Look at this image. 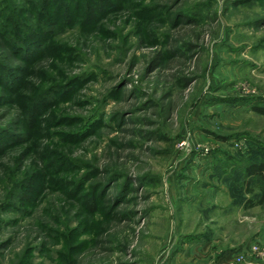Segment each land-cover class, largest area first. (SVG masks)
Listing matches in <instances>:
<instances>
[{"label": "rangeland", "instance_id": "obj_1", "mask_svg": "<svg viewBox=\"0 0 264 264\" xmlns=\"http://www.w3.org/2000/svg\"><path fill=\"white\" fill-rule=\"evenodd\" d=\"M53 2L31 51L0 34V264H264V182L231 172L264 159V0Z\"/></svg>", "mask_w": 264, "mask_h": 264}, {"label": "trees", "instance_id": "obj_2", "mask_svg": "<svg viewBox=\"0 0 264 264\" xmlns=\"http://www.w3.org/2000/svg\"><path fill=\"white\" fill-rule=\"evenodd\" d=\"M26 1L29 2L30 4L32 3L31 4L32 8L35 7L33 4L35 0H31L33 2H30L28 0ZM1 3H0V34L4 36V39H6V41L9 43L12 49L20 51V48H21L22 51L26 54V52H28V49H30V51L32 50V47L27 46L25 48L24 46H26L27 44L34 43V42L36 44L42 41L45 30L41 29L43 27V16L41 15H44L47 11V7L52 6L54 2L53 0H48V1L42 0L40 2V9L38 12V17L34 25H27V26L22 25V23H20L19 21V18H18L19 16L17 14V7H16L17 3H15L13 8H11L13 4L7 3L6 0H2ZM61 6L62 7L65 6L63 2L61 4L58 3L55 10H57V8L59 10ZM108 6H111L108 0H97L96 3L87 6L84 12L85 15L83 16V23L85 22L86 25H89L90 23H92L101 13L105 11V8H107ZM68 14L69 13H67V16ZM55 23L58 24V22H55ZM68 23L69 21L68 19H66L64 20L63 25L65 24L68 25ZM19 27H23V30L22 29L19 30L20 29ZM24 56H27V55H24ZM17 71L18 70L16 69V67L0 62V77L6 79V83L9 86V89L14 90V88L16 87L15 85L18 84L17 82H15V80H17L18 82L20 81V78L15 75ZM39 104L40 103L31 105V108L25 111V117L28 118L31 125H34V123H36L35 118L37 115H39V106H40ZM255 110L264 114V106H256ZM7 134H8V137L11 136V134L9 133ZM9 139L11 138L9 137ZM17 140L21 141L22 139L17 137ZM5 145L6 144H4L3 142H0V154L3 152ZM240 161L241 160L236 159L235 161H232L231 164L233 165L234 168H238L241 165V163H239ZM239 169L240 170L232 169L231 172L232 174H237L245 178L243 181L245 184V188L246 187L248 188L247 190L249 193L252 192L251 186L253 182L257 181L258 179L264 182V159H255V161H252L246 165H243ZM35 183L36 181L33 176L27 179L28 187L24 193L25 200H29L31 198L32 196L31 192L35 190ZM235 186L237 187L240 186V182H236ZM249 201H250L249 205L255 204L253 199H250ZM260 203H264V189H262V193L260 195ZM85 205L87 209L92 213H95L98 210V206L94 203L93 197L88 196L85 199Z\"/></svg>", "mask_w": 264, "mask_h": 264}, {"label": "built area", "instance_id": "obj_3", "mask_svg": "<svg viewBox=\"0 0 264 264\" xmlns=\"http://www.w3.org/2000/svg\"><path fill=\"white\" fill-rule=\"evenodd\" d=\"M252 251L255 252V253H257V254L260 255V256H264V251H262V250L260 249V247L257 246V245H254V246L252 247Z\"/></svg>", "mask_w": 264, "mask_h": 264}]
</instances>
